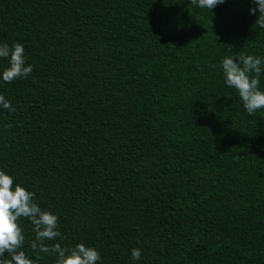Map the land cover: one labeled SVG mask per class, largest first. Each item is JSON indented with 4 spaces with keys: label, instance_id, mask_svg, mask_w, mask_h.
<instances>
[{
    "label": "trees",
    "instance_id": "1",
    "mask_svg": "<svg viewBox=\"0 0 264 264\" xmlns=\"http://www.w3.org/2000/svg\"><path fill=\"white\" fill-rule=\"evenodd\" d=\"M256 7L0 0V44L33 66L0 79L15 108L0 107V170L59 217L46 244L93 247L98 264H264V109L249 115L221 68L264 59Z\"/></svg>",
    "mask_w": 264,
    "mask_h": 264
},
{
    "label": "clouds",
    "instance_id": "2",
    "mask_svg": "<svg viewBox=\"0 0 264 264\" xmlns=\"http://www.w3.org/2000/svg\"><path fill=\"white\" fill-rule=\"evenodd\" d=\"M192 5L211 10L224 0H189ZM256 8L249 12L259 13L255 24L264 28V0H251ZM0 58H6V67L0 79L5 83H12L18 79H26L33 72V66L25 61V48L20 43L11 47L0 44ZM264 59L241 54L238 57L226 56L221 61L224 82L229 88H234L244 110L249 115L264 109V90L260 88V76L264 72ZM0 107L15 111L5 97L0 94ZM33 191H29L17 184L14 178L0 170V264H36L40 253L54 256L55 264H98L101 254L93 247L77 243L74 247H62L60 243L46 244L45 241L63 240L59 231V217L50 211L42 209L36 202ZM21 218L27 219L33 225L35 233L31 241V249L37 253L33 260L22 250L25 245L24 230L20 226ZM131 258L139 260L141 250L133 248Z\"/></svg>",
    "mask_w": 264,
    "mask_h": 264
}]
</instances>
